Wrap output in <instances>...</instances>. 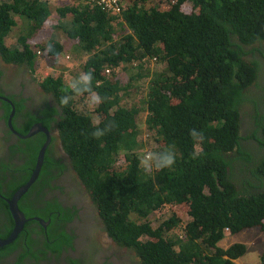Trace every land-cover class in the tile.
Segmentation results:
<instances>
[{
	"label": "trees",
	"instance_id": "obj_1",
	"mask_svg": "<svg viewBox=\"0 0 264 264\" xmlns=\"http://www.w3.org/2000/svg\"><path fill=\"white\" fill-rule=\"evenodd\" d=\"M52 1H58L54 13ZM119 3L120 12H113L93 0H0V49L7 62H24L35 72L39 51L51 59L64 51L61 40L47 38L53 30L80 48L75 61L83 73H92L90 92L65 89L61 72L41 84L62 108V148L111 239L134 249L139 264H237L246 245L224 248L219 241L226 233L264 231V0ZM14 15L27 31L18 38L20 46L10 48L3 40L18 22ZM35 34L39 39L29 41ZM125 73L127 84L117 77ZM129 87L137 106L122 105ZM65 95L71 98L62 105ZM88 95L94 97L90 108L74 105L75 96ZM113 121L111 132L91 136L97 124L103 128ZM143 124L154 145L150 151L174 147L171 169L145 172L139 153L144 144L137 138ZM192 129L203 132L202 142L193 140ZM35 143H27L31 167ZM194 152L202 154L194 159ZM47 161L40 179L60 172L57 160ZM160 209L168 216L154 223L150 217ZM45 213L31 208L26 216ZM5 226L0 238L9 235L12 220ZM32 244L37 242L25 229L0 255L20 246L15 264H24L30 254L38 258Z\"/></svg>",
	"mask_w": 264,
	"mask_h": 264
},
{
	"label": "flooded vegetation",
	"instance_id": "obj_2",
	"mask_svg": "<svg viewBox=\"0 0 264 264\" xmlns=\"http://www.w3.org/2000/svg\"><path fill=\"white\" fill-rule=\"evenodd\" d=\"M5 58L0 49V230H6L5 222L10 220L14 227L8 199L24 181L29 180L36 163L35 158L33 167L27 165L32 159L27 143L36 142L39 150L47 138L42 131L27 138L21 135H25L34 125L44 126L47 120L50 140L42 167L44 164L50 165L48 158L57 160L60 172L56 177L45 174L42 176L44 179H40L41 167L35 181L17 201L18 208L27 219L19 234L27 229L32 240L37 242L35 246L32 244V252H36L38 258L30 254L24 264H139L134 249L118 245L108 236L96 205L89 198L62 148L57 129L62 108L57 97L42 86V81L37 80L26 63L7 62ZM12 106L11 128L8 118ZM17 106L21 107L18 109ZM24 130L26 132H22ZM39 139H43L41 144ZM47 169L50 171L53 166ZM39 207L45 210V218L26 216L31 208ZM37 217L43 222L35 219ZM32 221H38V224L30 226L28 223ZM33 226L36 230L31 229ZM61 233L65 234L62 240ZM22 251L19 246L0 255V264H15Z\"/></svg>",
	"mask_w": 264,
	"mask_h": 264
},
{
	"label": "rangeland",
	"instance_id": "obj_3",
	"mask_svg": "<svg viewBox=\"0 0 264 264\" xmlns=\"http://www.w3.org/2000/svg\"><path fill=\"white\" fill-rule=\"evenodd\" d=\"M57 2L52 1L51 3V9L52 13H54V9ZM14 18L17 20V16L14 15ZM15 26H12L8 34L4 37V44L5 46H8L10 48L20 46L18 42L19 36L23 35L25 33L26 28L23 32L22 28L20 27L21 21L17 20ZM20 24V25H19ZM23 32V33H22ZM37 34H35L33 37L28 38L29 41H37L39 39L34 37ZM49 34H46L47 38H53L56 40H61L65 44L64 51L59 55L57 59H51L52 57L47 56L46 54L38 53V64L35 69V76L39 82L43 81V77L45 76H58V74L61 72L63 75V83L65 85V89L69 88V85L72 81L76 80L81 74H83L81 69V61H75L80 59V55L82 54L80 51V48L77 44L73 43L72 40H69L63 33L59 30H53L51 33V36ZM56 60V62L54 61ZM75 62L74 65H71ZM50 62H53V65H50ZM72 62V63H71ZM60 63V64H59ZM69 65L71 68H68L66 70H62V66ZM162 67L165 69L166 64L162 65ZM166 70V69H165ZM129 74L125 73L122 76H117L120 80V82L127 84L129 82ZM120 95L123 94V91L119 92ZM125 94V92H124ZM126 96V97H125ZM83 99V100H82ZM74 105L79 106L81 109L86 110L90 108L94 102V97L91 95L88 96H75L74 98ZM122 105L130 106V105H138V99L136 97V94L134 91H132V87H129L127 89V94H125L122 99ZM144 112H141L139 115H143ZM244 114V112H243ZM144 124L141 127V131H139V135L137 136L138 140L143 142L144 146L140 150L141 156L147 152L150 151L152 146L154 148V145H150V138L145 135ZM154 150V149H153ZM123 150H120L119 153H122ZM117 158H119V155H117ZM120 162V161H119ZM168 216V211L166 209H160L156 214H154L152 217H150V220H152L154 223H158L160 220L165 219ZM189 216H183L184 221L188 220ZM241 242L246 245V251L245 253L236 259L237 264H261L260 262V256L264 249V231H260L258 229H247L243 230L240 233L236 234H230L226 233L225 237L220 240L218 243L221 247H227L231 245L232 243Z\"/></svg>",
	"mask_w": 264,
	"mask_h": 264
},
{
	"label": "clouds",
	"instance_id": "obj_4",
	"mask_svg": "<svg viewBox=\"0 0 264 264\" xmlns=\"http://www.w3.org/2000/svg\"><path fill=\"white\" fill-rule=\"evenodd\" d=\"M93 1L97 6L103 8L97 3V0H93ZM42 52L43 51H39L38 53H42ZM92 81H93L92 73L90 72L83 73L76 80L71 82V84L69 85V88L75 94H83L85 92H90L92 89ZM70 98H71L70 96L65 95L61 97L60 103L62 105H67ZM114 127H115L114 121L107 123L103 128L99 127L97 124V126H95L94 130L91 132V136L96 139H99L103 137L105 134H107L108 132H111ZM190 135L193 138V140L198 143L203 141L204 137H203L202 131L192 129L190 130ZM201 154L202 153L200 152H194L193 158L195 159ZM175 162H176V154L174 151V147H169L159 152L147 151L141 157V165L143 166L146 173H151L154 170H163L165 168L171 169L173 165L175 164Z\"/></svg>",
	"mask_w": 264,
	"mask_h": 264
},
{
	"label": "water",
	"instance_id": "obj_5",
	"mask_svg": "<svg viewBox=\"0 0 264 264\" xmlns=\"http://www.w3.org/2000/svg\"><path fill=\"white\" fill-rule=\"evenodd\" d=\"M14 114V107L12 106V110L11 113L9 115L8 118V124L9 126H11V118ZM12 128V126H11ZM38 131H42L46 134L47 138L46 141L42 144V146L40 147V149L38 150L37 153V157H36V163L33 169V172L29 178V180L27 182H25L23 185H21L12 195V197L10 199H8V204H9V210L11 212L13 221H14V227L11 231V233L6 237V238H0V247L5 246L10 244L19 234V232L22 230L23 225L25 223V221L27 220L26 217L24 216V214L22 213V211H20V209L18 208L17 205V201L18 199L21 197V195L28 189V187L32 184L33 181H35V179L37 178L42 164H43V160H44V155H45V150L47 148V145L49 143V132L47 127L38 124V125H34L32 126L28 132L25 135H21L22 138H27L32 136L33 134H35ZM37 219L40 223L43 222L42 219L40 218H35Z\"/></svg>",
	"mask_w": 264,
	"mask_h": 264
},
{
	"label": "built area",
	"instance_id": "obj_6",
	"mask_svg": "<svg viewBox=\"0 0 264 264\" xmlns=\"http://www.w3.org/2000/svg\"><path fill=\"white\" fill-rule=\"evenodd\" d=\"M97 3L106 10L120 12L119 0H97Z\"/></svg>",
	"mask_w": 264,
	"mask_h": 264
}]
</instances>
